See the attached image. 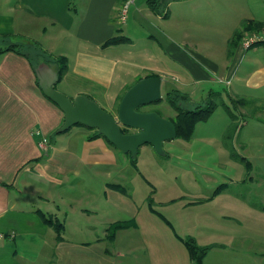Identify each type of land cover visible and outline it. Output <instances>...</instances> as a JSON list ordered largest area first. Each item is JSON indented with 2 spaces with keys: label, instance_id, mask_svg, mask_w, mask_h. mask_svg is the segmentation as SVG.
Masks as SVG:
<instances>
[{
  "label": "crops",
  "instance_id": "crops-1",
  "mask_svg": "<svg viewBox=\"0 0 264 264\" xmlns=\"http://www.w3.org/2000/svg\"><path fill=\"white\" fill-rule=\"evenodd\" d=\"M121 2L0 0V264H193L189 237L210 245L202 264H252V243L232 241V219L255 207L232 194L245 180L232 177L230 154L248 168L264 160V47L242 45L264 28L263 0H135L118 23ZM53 56L67 60L69 97L113 115L128 87L155 75L159 102L177 90L191 107L219 103L181 146L164 142L165 159L146 172L151 145L138 163L96 129L58 131L64 114L36 74ZM226 106L237 115L230 138Z\"/></svg>",
  "mask_w": 264,
  "mask_h": 264
},
{
  "label": "water",
  "instance_id": "water-1",
  "mask_svg": "<svg viewBox=\"0 0 264 264\" xmlns=\"http://www.w3.org/2000/svg\"><path fill=\"white\" fill-rule=\"evenodd\" d=\"M39 86L49 100L64 114L58 131H65L76 124L96 129L122 153L135 157L140 146L151 145L158 155L164 154L163 144L177 135L174 123L156 110L142 109L161 99V77L141 78L126 89L116 115L106 111L85 94L69 97L57 90L58 67L55 63L41 62L36 71ZM124 128L130 131H124Z\"/></svg>",
  "mask_w": 264,
  "mask_h": 264
},
{
  "label": "rangeland",
  "instance_id": "rangeland-1",
  "mask_svg": "<svg viewBox=\"0 0 264 264\" xmlns=\"http://www.w3.org/2000/svg\"><path fill=\"white\" fill-rule=\"evenodd\" d=\"M261 3L264 4V0ZM72 84V80L70 79H67L66 81L60 80L59 82L55 83V87L60 92L64 93L67 96H70L74 88ZM162 99V102L151 103V107L155 108L153 110H157V112H159L162 117L167 118V116L172 114L173 109L165 101L163 92ZM238 100L239 99H237V101ZM144 108L145 107H143L142 109ZM104 109L110 112L109 109ZM124 130L130 131L127 128H124ZM167 142H171L172 145L179 147L182 145L183 140L181 138L175 137L170 141H166V143ZM145 153L146 150L141 148L140 150L138 149V163L146 162V160H140L141 157L146 156ZM151 153L155 160H151L149 164H146V168L149 170L146 172H151L152 168L157 165L158 162L165 159L162 155H158L155 152ZM221 162H225V160H223V156H221ZM252 163L253 166H250V168H246L245 165L241 162L232 159V177L237 178L238 180H245V183H241L240 181H238V183L232 184V194H242L243 196H246L247 200L250 201L255 207L252 215H248L244 219H238L240 220V223L237 222V219H232V241H234V243H237L241 241V239L239 240L240 235L243 237L245 236L247 238V241L252 243V264H264V160H253ZM142 167L145 170L143 163ZM157 176L159 175H152V178H157ZM125 186L126 188H128L127 181L125 182ZM221 235L225 238H229V236H227L225 232H222Z\"/></svg>",
  "mask_w": 264,
  "mask_h": 264
},
{
  "label": "trees",
  "instance_id": "trees-1",
  "mask_svg": "<svg viewBox=\"0 0 264 264\" xmlns=\"http://www.w3.org/2000/svg\"><path fill=\"white\" fill-rule=\"evenodd\" d=\"M244 26H246V23H244ZM257 30H259V29H257ZM235 35H237V32L235 33ZM38 52L39 51L36 50L35 55H38ZM41 54L44 55L43 52H41ZM34 57H35L34 60L38 64V62H39L38 56H34ZM45 61H48L50 63H55L57 65V67H58V81L61 80L64 73L67 71V60H66V58L59 57V56H53V57L45 58ZM54 87H55V85H54ZM214 94H216V93H214ZM166 99H167V102L170 104V106L176 111V115L170 119L175 125L176 132H177L176 137L177 138L180 137L183 139H189L191 134H192L194 125L198 121L207 120L208 117L210 116V114L212 113V111L215 109V107L219 103L216 100H214V98L212 96H210L209 98L206 99V101L203 104H198L196 106L191 107L189 104L185 103V102L189 101L188 95L186 93H182V92L177 91V90H173V91L168 92ZM157 102H159V101H157ZM226 108H227V111H228L230 118L232 120V122H231V124H230V126L226 132V136H228V135L230 136L232 134V130H234V128L236 127L237 122L235 123L236 115L232 112V110H230V108L228 106H226ZM261 114H262V117H260V118L264 121V117H263L264 111H261ZM78 125H81V124H78ZM96 133H97V135L101 136V134H99L98 132H96ZM230 156L232 159L241 162L242 164L245 165L246 168H248L249 163L244 158V156H242L239 153L234 152L233 150H232ZM136 157H137V155L132 158V162L135 161ZM150 199H151V197L148 196V201H150ZM45 221L49 225H52L58 234L60 233V229H61L62 225L57 219L50 217V218H46ZM120 226H123V224L118 223V224L113 225L111 231L114 232L115 229L119 228ZM110 236H112V234H110ZM185 243H186V246L188 248L192 263L193 264H202L203 257L205 256V254L209 250L210 245H200L196 242L195 238H193V237H189L188 239H186Z\"/></svg>",
  "mask_w": 264,
  "mask_h": 264
},
{
  "label": "built area",
  "instance_id": "built-area-1",
  "mask_svg": "<svg viewBox=\"0 0 264 264\" xmlns=\"http://www.w3.org/2000/svg\"><path fill=\"white\" fill-rule=\"evenodd\" d=\"M134 1L135 0H122L117 17L118 23L124 22L128 9L134 3ZM258 44L264 47V29L259 31H251L242 36V45L245 49ZM8 236H13V233H8ZM3 237H5V234L0 232V238Z\"/></svg>",
  "mask_w": 264,
  "mask_h": 264
}]
</instances>
